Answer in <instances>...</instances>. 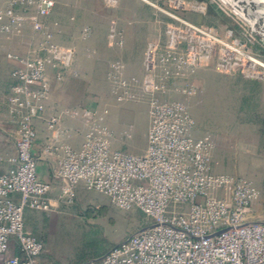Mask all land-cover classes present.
<instances>
[{"label": "built area", "instance_id": "built-area-1", "mask_svg": "<svg viewBox=\"0 0 264 264\" xmlns=\"http://www.w3.org/2000/svg\"><path fill=\"white\" fill-rule=\"evenodd\" d=\"M102 1L114 9L121 0ZM169 4L175 14L164 13L174 22L147 45L140 78L130 77L124 63L108 62L106 78L118 103L148 100V143L140 155L113 148V134L100 123L96 108H60L47 116L54 91L51 71L59 85L83 76L72 67L75 48L53 41L64 28L47 22L56 1L10 0L0 9V40L23 37L28 27L44 37L25 56L8 54L18 68L4 117L16 126L17 137L16 154L0 157V264H39L45 253L43 240L25 225L26 211L53 208L52 187L39 174L45 154L56 159L53 177L61 185V203L73 205L82 185L106 196L114 207L138 210L151 221L84 264H264V221L250 218L261 192L243 177L213 172L214 137H194L196 123L188 105L201 95L194 80L201 68L264 82V1ZM212 5L233 22L224 32L177 13L206 15ZM125 44V29L111 22L109 47ZM87 53L90 59L99 55L94 49ZM67 120L83 126L80 149L70 144L79 130L66 128ZM40 122L50 133L42 155L36 151Z\"/></svg>", "mask_w": 264, "mask_h": 264}, {"label": "crops", "instance_id": "crops-1", "mask_svg": "<svg viewBox=\"0 0 264 264\" xmlns=\"http://www.w3.org/2000/svg\"><path fill=\"white\" fill-rule=\"evenodd\" d=\"M54 1H56V9L54 14L47 19V22L51 25L58 23L61 27H64L60 33L54 35L53 41L55 43L73 47L76 50L78 62L75 68L82 72L83 76L74 79L89 77L88 75H90L91 71L87 67H106L108 70L109 60L124 63L129 76L132 75L130 67H139L140 75L138 76L141 77L147 45L162 36L166 25L170 23L168 20L159 21L157 16L151 13L148 4L153 0H121L115 13L120 16L122 12L128 17L123 19V21L120 20V24H122L120 27L125 29L126 44L123 48H110L111 24L109 26L108 19L101 11L102 0ZM9 4L10 0H0V9L7 8ZM42 40H44V37L35 34L31 27L25 30L23 37L15 39L3 38L0 40V111L2 113L0 114V157L5 159L16 154L17 137L16 126L11 123L9 117H4V114L6 115V101L14 84L12 75L18 68V63L10 60L8 54L25 56L31 50L37 49ZM92 49L97 50L99 53L96 61L90 59L87 55V51ZM51 80L54 91L53 99L47 112L48 116L54 113L55 109L68 107L65 106L66 103L61 96V91H59L61 88L55 80L54 71H51ZM240 83H242V86L240 84L239 87H236L241 93L243 87L247 91H243L244 93L238 96V103H236L238 107L232 116L231 122H223L222 125L220 124L215 129L203 126L194 117V114L200 110H207V112L212 110L209 101L210 94L204 86L205 90L199 97V107L195 104L190 105L191 113L196 123L194 137L201 138L207 134L213 135L212 161L215 174L243 177L261 192L251 179L245 177V172H242L240 167L242 160L250 157H259L264 152V82L243 79ZM232 102H234L233 97ZM65 126H70L69 128L72 129H75V127L79 128V133L73 135L70 144L74 148L80 149L84 140L83 126L71 121H66ZM38 128L39 138L36 151L42 155L50 133L42 122L38 123ZM55 160V157L45 154L39 163L41 178L52 187L50 193L52 210L47 213L28 210L25 213L27 231L41 240L40 235L45 223L56 215L57 209L61 206V185L53 177V168L56 166ZM8 169L9 165L5 164L3 171ZM85 191L84 186L81 185L78 189V195H83ZM39 264H44V259L40 258Z\"/></svg>", "mask_w": 264, "mask_h": 264}, {"label": "rangeland", "instance_id": "rangeland-1", "mask_svg": "<svg viewBox=\"0 0 264 264\" xmlns=\"http://www.w3.org/2000/svg\"><path fill=\"white\" fill-rule=\"evenodd\" d=\"M153 4L157 7L155 8ZM148 7L159 21L174 22L164 13L167 11L175 14L169 0H153L149 2ZM117 8H107L104 3L101 7L109 26L111 22H116L120 27L122 26L120 20L128 18L122 12L120 16L115 13ZM177 13L195 23L215 26L221 32L233 24L225 15L214 16L211 9L206 15L178 10ZM96 60L97 58L94 59ZM77 62L78 56L72 67H77ZM87 69L91 71L89 77L82 79L69 77L65 84H58L65 106L96 108L100 123L113 134L114 149L135 155L144 153L148 143L150 120L148 100L139 103H118L106 79V67H87ZM130 70L132 73L130 77L140 78L139 67H130ZM241 78L239 75L220 73L214 68H201L196 72L194 80L201 90V95L205 90L204 86L206 87L212 108L208 112L200 110L194 114L203 126L215 129L223 122H231L238 107L236 104L238 96L247 91L243 87L244 92L241 93L236 87L240 84L242 86ZM135 90L140 92L139 87L138 89L135 87ZM200 96L191 99L188 105L195 104L199 107ZM177 99L183 100L179 96ZM77 129L79 128L75 127V130ZM129 131H132L131 138L126 136ZM240 170L245 172V177L251 179L261 190V198L254 203L250 218L264 221V152L259 157L242 160ZM150 224L151 221L142 212L120 210L114 207L106 196L85 191L83 195H78L73 205L67 206L61 203L56 215L45 223L40 235L45 244V253L41 259H44V264H81L92 261L106 255L135 232Z\"/></svg>", "mask_w": 264, "mask_h": 264}, {"label": "trees", "instance_id": "trees-1", "mask_svg": "<svg viewBox=\"0 0 264 264\" xmlns=\"http://www.w3.org/2000/svg\"><path fill=\"white\" fill-rule=\"evenodd\" d=\"M201 1H205V2H210L211 0H201ZM211 12H213L214 16H224V14L218 9V7L216 5H212L211 6Z\"/></svg>", "mask_w": 264, "mask_h": 264}, {"label": "bare ground", "instance_id": "bare-ground-1", "mask_svg": "<svg viewBox=\"0 0 264 264\" xmlns=\"http://www.w3.org/2000/svg\"><path fill=\"white\" fill-rule=\"evenodd\" d=\"M264 1V0H263ZM263 11H264V7H263V9H262Z\"/></svg>", "mask_w": 264, "mask_h": 264}]
</instances>
